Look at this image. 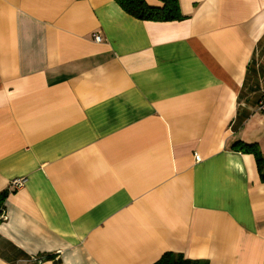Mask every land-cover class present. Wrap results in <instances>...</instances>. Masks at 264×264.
<instances>
[{
    "label": "crops",
    "instance_id": "1",
    "mask_svg": "<svg viewBox=\"0 0 264 264\" xmlns=\"http://www.w3.org/2000/svg\"><path fill=\"white\" fill-rule=\"evenodd\" d=\"M178 5L0 0V264H264V0Z\"/></svg>",
    "mask_w": 264,
    "mask_h": 264
},
{
    "label": "trees",
    "instance_id": "2",
    "mask_svg": "<svg viewBox=\"0 0 264 264\" xmlns=\"http://www.w3.org/2000/svg\"><path fill=\"white\" fill-rule=\"evenodd\" d=\"M115 1L125 12L140 19H171L178 18L180 16L178 0H164V7L148 5L145 0ZM250 147H253V145L240 143L238 149L248 150L250 149ZM256 161L258 167L261 168V156L258 153H256ZM1 201L2 200L0 199V203ZM152 264H207V262L199 259L185 257L182 253L166 251L160 256L157 261Z\"/></svg>",
    "mask_w": 264,
    "mask_h": 264
},
{
    "label": "built area",
    "instance_id": "3",
    "mask_svg": "<svg viewBox=\"0 0 264 264\" xmlns=\"http://www.w3.org/2000/svg\"><path fill=\"white\" fill-rule=\"evenodd\" d=\"M94 39L96 41H100L101 38H100L99 35H95L94 36ZM257 109H258V111L260 113L264 114V95H262V97L259 99L258 105H257ZM11 185L14 188H17V187L21 186L22 185V179H14L12 181V184ZM0 217H4V215L3 214H0Z\"/></svg>",
    "mask_w": 264,
    "mask_h": 264
}]
</instances>
